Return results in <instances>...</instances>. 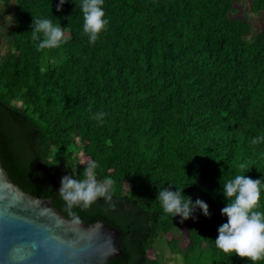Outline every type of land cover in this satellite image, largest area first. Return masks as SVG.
Returning <instances> with one entry per match:
<instances>
[{"label": "trees", "instance_id": "16d2710c", "mask_svg": "<svg viewBox=\"0 0 264 264\" xmlns=\"http://www.w3.org/2000/svg\"><path fill=\"white\" fill-rule=\"evenodd\" d=\"M1 1L13 2L0 59V164L10 180L69 217L61 178L83 179L95 160L96 178L114 181L115 211L102 198L72 211L120 231L107 264H163L159 233L182 264H252L215 239L227 222L222 185L264 179V142L252 143L264 136V19L251 37L239 0H104L109 23L92 44L81 0L59 12V0ZM248 8L264 11V0ZM33 18L64 28L66 43L38 50ZM96 112L106 113L102 125ZM162 187L209 205L210 217L197 209L181 223L182 244L172 232L181 218L156 199ZM259 203L264 211V190Z\"/></svg>", "mask_w": 264, "mask_h": 264}, {"label": "clouds", "instance_id": "9594fccd", "mask_svg": "<svg viewBox=\"0 0 264 264\" xmlns=\"http://www.w3.org/2000/svg\"><path fill=\"white\" fill-rule=\"evenodd\" d=\"M66 2L68 0H59L56 10L62 11ZM103 4L104 0H81L83 32L92 44L107 30L109 23L104 19ZM32 39L39 41L38 50H44L61 47L66 43L67 37L64 28L54 25L50 19L33 18ZM105 116L104 112H96L91 118L102 125ZM260 142H264V136L252 140L253 144ZM98 167L99 164L95 160H89L84 164L83 179H77L74 172L61 178L58 194L65 201L66 211L73 221L79 219L72 211L74 207L89 210L101 198L108 204V210L115 211L116 205L112 199L114 181L98 180L96 178ZM246 167L245 164L239 165L241 171ZM222 189L227 205L221 209V215L227 217V222L218 228L216 247L225 254L235 253L239 258H247L252 264H257L258 261L264 260V211L259 210L264 179L236 175L225 182ZM156 199L160 201L163 212L172 217L179 216L180 223L194 218L197 209L201 210L205 217L211 216L209 205L205 201L197 198L193 203L190 197L183 195L178 189L171 191L170 188L162 187L157 192Z\"/></svg>", "mask_w": 264, "mask_h": 264}, {"label": "water", "instance_id": "95a60500", "mask_svg": "<svg viewBox=\"0 0 264 264\" xmlns=\"http://www.w3.org/2000/svg\"><path fill=\"white\" fill-rule=\"evenodd\" d=\"M120 231L96 219L73 221L50 196L22 190L0 164V264H107Z\"/></svg>", "mask_w": 264, "mask_h": 264}, {"label": "rangeland", "instance_id": "374dc122", "mask_svg": "<svg viewBox=\"0 0 264 264\" xmlns=\"http://www.w3.org/2000/svg\"><path fill=\"white\" fill-rule=\"evenodd\" d=\"M13 14V2L3 3L0 0V59H2L7 53L8 45L10 43L9 38V28L12 23ZM11 17H10V16ZM237 15L243 16L250 21V33L248 36H253L255 32L261 25L264 19V11H259L254 14L249 11L248 0H239L238 3V13ZM66 33V32H65ZM172 232L178 238L180 244L184 242V231L181 223L176 224L172 228ZM165 235L159 233L154 242V249L158 256H160L163 264H182L178 254L172 253L169 247L166 245Z\"/></svg>", "mask_w": 264, "mask_h": 264}]
</instances>
